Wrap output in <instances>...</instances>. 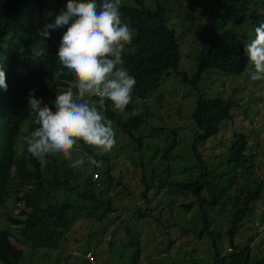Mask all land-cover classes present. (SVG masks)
<instances>
[{"label":"trees","instance_id":"1","mask_svg":"<svg viewBox=\"0 0 264 264\" xmlns=\"http://www.w3.org/2000/svg\"><path fill=\"white\" fill-rule=\"evenodd\" d=\"M66 3L0 0V69L8 85L6 91L0 88V225L1 219L6 221V226H0V261L33 264V256L21 262L24 246L30 248L29 254L46 258L49 249L68 245L65 240L72 235L73 225L87 218L97 225L95 229L88 225L89 234L96 231L98 235L108 223L118 222L126 236L107 242V250L101 247L102 239L93 240L89 235L79 247L83 254L76 255L82 258L80 264L90 262L84 252L93 245L97 252L91 250L92 256L103 257L105 263L112 264L109 252L115 249L121 264H139L145 249L141 244L144 233L136 228L140 222L141 226L149 222L146 234L155 238L156 242L151 241L155 249H161L157 233L168 234L171 242L174 232L191 233L207 236L213 264H264V254L253 256L246 237L251 230L250 237L258 232L257 221H264V213L259 216L264 208L258 204L264 199V169H259L248 133L232 131L210 145L241 101L199 87L212 70L222 75H241L246 70L249 61L242 33L247 30L242 28L250 29L254 38L255 28L264 22V0H120L121 19L134 32L133 41L124 50L123 66L136 84L123 111L114 109L110 101L101 111L113 121L117 143L120 133L124 140L103 155L83 141L73 147L91 153V160L100 161V167L87 165L89 157H84L83 167H70L74 160L61 154L36 158L24 141L36 127L35 113L28 106L29 91L35 89L34 95L52 107L57 92L75 81L55 56L66 28L41 38L44 45L40 49L33 41V34L41 37L37 33L39 19L42 22L53 8L47 18V23L51 22ZM185 57L190 62L193 59L194 67L185 65ZM58 72L62 74L57 76ZM171 74L193 88L195 99L191 111L180 116L182 122L169 113V124L159 111L175 97L161 89V82ZM97 100L89 98L91 104ZM178 104L176 112L180 114ZM133 109L139 114L132 115ZM118 156L123 162L119 163ZM180 156L185 158L184 166L178 165ZM93 171L100 174L97 179ZM117 186L119 190H115ZM110 191L113 195H107ZM163 194L171 197L162 199ZM127 196L133 204L118 207L115 201ZM177 196H182L179 204ZM189 210L186 217L183 211ZM14 226L18 233L12 231ZM224 239L229 243L228 251ZM147 264L163 263L151 259ZM172 264L199 263L190 258L186 263Z\"/></svg>","mask_w":264,"mask_h":264},{"label":"clouds","instance_id":"2","mask_svg":"<svg viewBox=\"0 0 264 264\" xmlns=\"http://www.w3.org/2000/svg\"><path fill=\"white\" fill-rule=\"evenodd\" d=\"M119 9L120 0H67L54 20L47 23L49 12L43 17L38 34L44 38H49L51 31L66 28L55 56L75 81L57 92L52 107L34 95L35 89L29 91L28 106L35 113L36 127L24 141L32 156L61 154L71 160L77 141L94 146L99 155L110 153L117 144L113 121L101 110L110 101L114 109L123 111L136 84L123 66L124 50L133 41L134 32L122 21ZM53 12L52 8L50 16ZM243 51L252 66L250 79L264 81V22L255 28L254 38L244 43ZM7 87L5 72L0 69V88L6 91ZM90 97H97V103L91 104ZM131 114L138 115L139 110L133 109ZM90 162L101 166L100 161ZM84 164V158H79L70 167Z\"/></svg>","mask_w":264,"mask_h":264},{"label":"rangeland","instance_id":"3","mask_svg":"<svg viewBox=\"0 0 264 264\" xmlns=\"http://www.w3.org/2000/svg\"><path fill=\"white\" fill-rule=\"evenodd\" d=\"M149 3V2H147ZM48 9V8H47ZM49 16L52 13V10L48 9ZM33 23H36L38 20V17H34ZM39 25H42V22L39 19ZM37 28V27H35ZM40 28H37V33ZM243 30H247V32H244L243 39L246 42H249L251 40V31L248 32V28L243 26ZM37 37V39H36ZM43 37H38L35 33L33 34V41L34 46L37 49H40L41 46L44 45ZM192 58V57H190ZM186 61V62H185ZM185 65L188 66L190 69L191 67H194V61L190 62L189 59L187 60L186 57L184 59ZM183 64V58L181 65ZM191 64V67H190ZM252 69V66L249 62L246 70L241 75H222L221 73L217 72L216 70H212L208 73H206L203 77V79L199 82L200 88H205L207 93H220L222 95H232L235 97V99H239L238 101H241V105L238 107H235L232 111V117L229 119H226L223 121L221 126V132L219 134L218 139H216L214 142H211V146H214L217 144L218 140L221 138H227L232 131H245L248 133V140L251 146L255 149L254 151L257 153V162L259 163V169H264V81H252L250 79V71ZM175 87V89H173ZM161 89L164 91H170L173 94H175V97L170 103H168L164 108H162L159 112L162 113L163 117L162 120H165L166 122L170 123V117L168 116L169 113H173V117H178L181 119L180 116L187 115L192 108L193 100L195 99V94L193 88H191L189 85L183 82H178L176 78L171 74L170 76L166 77L161 82ZM168 94V93H167ZM241 97V99H240ZM178 103H181V106L179 108L180 114L176 112V106L178 107ZM94 104V103H92ZM246 109L248 111H246ZM158 119L154 118L153 122L157 123ZM183 120L181 119L180 122ZM114 125V124H113ZM116 131V129L114 128ZM118 139L120 144H116V148L120 147L121 142H123L124 139H122V135L118 134ZM123 147V146H122ZM77 149V148H76ZM73 149V150H76ZM74 155H72V160L79 159V157H86L89 161H87V165L90 167L92 166V163L90 162L92 158L91 153L84 152L82 149H78L74 151ZM89 154V155H88ZM116 154V153H115ZM91 156V157H90ZM128 158V157H127ZM119 159V163L123 162V157L120 158V156L117 157V160ZM128 165H131L130 160H126ZM178 165L184 166L185 158L179 157L178 158ZM95 171V170H94ZM93 171V178H98L100 176L99 173L96 175ZM117 171V170H116ZM118 172V171H117ZM184 173H180L179 175H183ZM115 190H119L120 187H114ZM154 189L150 190V193L153 192ZM153 193H151L150 197H152ZM107 195H113V191H110L107 193ZM131 196H127L124 200H116V205L118 207H124L125 205L129 204L130 206L133 204L134 200H128L131 199ZM171 196L163 194L162 199H167ZM175 201L177 204H179L182 200V196H177L175 198ZM126 203V204H125ZM260 207L264 208V199H262L260 202H258ZM9 208V207H8ZM180 209V208H179ZM6 210V208H5ZM18 208H14V212H17ZM125 212H123L124 214ZM182 211L178 212L180 215ZM185 213L186 217L190 215L189 211H183ZM261 213H264L261 211L259 213V216ZM126 214V213H125ZM114 215V214H111ZM120 217V216H119ZM260 219V218H259ZM3 221V224L0 225L2 227L6 226V221L4 219H1ZM257 230L252 237L249 235L253 233V230L248 232L246 237L250 238V244L252 246L251 248V254L253 256H261L264 254V221H257ZM141 223V222H140ZM139 225V230L143 231V235L141 237V244L144 246V250L142 251V255L139 261V264H147L149 260L154 259L158 263L163 264H172L173 262L176 263H186L189 261V259H196L199 264H213L212 259L210 258V244L207 236L198 237L196 235H193L191 233L181 235L177 232H174V234L171 235V237L174 238V240L171 242L169 239V235L166 233L156 235L159 236L161 239L160 245L161 249H155L153 246V243L151 241L156 242L155 238L152 235H147L146 232L148 230L149 222H144L143 226ZM91 229H95L94 223H92L87 218H82L78 220L75 225H73L74 228H72V235L69 236L65 242H68L62 246L61 249H49L46 253V258H41L38 254L31 255L30 248L27 246H24V253H25V259L21 262H27L28 256H33L32 261L33 264H80L82 258L80 256L76 257V255H82L83 251L79 249V247L82 246L83 243L87 241V237L91 235L93 240L102 239L101 247L102 249L107 248V242L113 241L115 239L122 240L125 238L126 234L124 233L123 226L118 222L108 223V227L103 229V232H99L97 235V232L95 231L93 234H89L88 231V225H91ZM12 231L18 233L17 227L14 226L11 228ZM90 229V230H91ZM245 229V227H244ZM250 230V229H249ZM150 236V237H148ZM14 239L15 236H14ZM150 239V240H149ZM149 242V243H148ZM223 246L226 247L227 251L229 250V243L227 239L223 240ZM95 250L97 252V249L94 247L84 252V256L89 258L88 264H109V262L105 263V261L101 260L103 257L97 258L93 257V252L91 250ZM127 249V248H126ZM222 249L221 254H224L226 250ZM108 250V248H107ZM115 250V249H114ZM112 251V253L109 252V254L114 258L111 262L112 264H121L122 259L119 257L116 251ZM88 252L91 254L92 257L88 255ZM106 252V251H105ZM66 257V259H64ZM105 258H110L109 255H106ZM121 259V260H120ZM46 261V262H45ZM111 261V260H110ZM0 264H3L0 261Z\"/></svg>","mask_w":264,"mask_h":264},{"label":"built area","instance_id":"4","mask_svg":"<svg viewBox=\"0 0 264 264\" xmlns=\"http://www.w3.org/2000/svg\"><path fill=\"white\" fill-rule=\"evenodd\" d=\"M94 174L96 175V173H94ZM228 248H230V247H228ZM88 255H89L90 257H92L90 253H88Z\"/></svg>","mask_w":264,"mask_h":264}]
</instances>
